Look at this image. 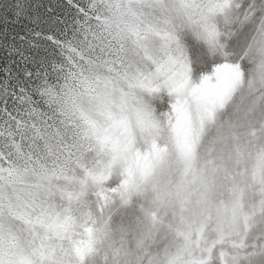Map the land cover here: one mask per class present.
I'll list each match as a JSON object with an SVG mask.
<instances>
[{"label": "snow or ice", "instance_id": "obj_1", "mask_svg": "<svg viewBox=\"0 0 264 264\" xmlns=\"http://www.w3.org/2000/svg\"><path fill=\"white\" fill-rule=\"evenodd\" d=\"M0 264H264V0H0Z\"/></svg>", "mask_w": 264, "mask_h": 264}]
</instances>
